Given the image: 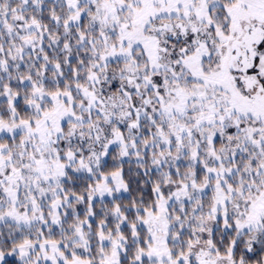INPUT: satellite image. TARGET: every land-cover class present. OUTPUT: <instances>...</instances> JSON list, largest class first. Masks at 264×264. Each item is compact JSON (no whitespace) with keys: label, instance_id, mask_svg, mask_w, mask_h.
<instances>
[{"label":"snow or ice","instance_id":"obj_1","mask_svg":"<svg viewBox=\"0 0 264 264\" xmlns=\"http://www.w3.org/2000/svg\"><path fill=\"white\" fill-rule=\"evenodd\" d=\"M0 264H264V0H0Z\"/></svg>","mask_w":264,"mask_h":264}]
</instances>
